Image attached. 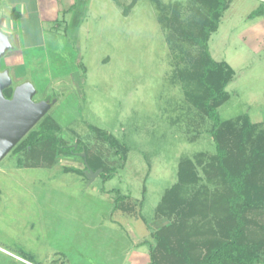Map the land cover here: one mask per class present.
I'll use <instances>...</instances> for the list:
<instances>
[{"label":"rangeland","instance_id":"374dc122","mask_svg":"<svg viewBox=\"0 0 264 264\" xmlns=\"http://www.w3.org/2000/svg\"><path fill=\"white\" fill-rule=\"evenodd\" d=\"M226 1L208 41L211 57L234 71L226 87L229 100L218 116L223 122L246 115L264 133V22L258 17L264 14V0ZM63 3L0 0V30L12 45L0 71L8 72L12 89L29 82L35 102H53L43 121L53 119L69 144L81 140L91 153L101 151L114 176L104 181L63 173L66 165L82 168L78 155L59 157L53 168H18L12 149L0 160V247L11 253L24 248L37 264H47V233L64 230L70 239H84L86 254L95 260L91 263L150 264L153 234L172 221L157 217L156 207L177 183L178 165L186 159L199 178L180 186V195L193 203L187 223L196 225L198 234L192 239L216 237L228 215V186L205 178L203 165L215 154L212 123L189 102L196 91L179 78V72L196 69L199 56L197 47L180 39L179 27L190 31L206 15V6L201 0ZM26 5L30 9L24 11ZM13 8L24 13L15 25ZM93 126L127 151L116 155L90 133ZM111 190L129 197V212L114 210ZM50 219L52 226L46 224ZM70 222L74 232L64 226ZM244 222L247 242L257 247L256 264H264V208L247 212ZM83 227L94 234L84 237ZM71 246L76 244L71 241ZM81 250L74 251L81 256ZM0 264L19 263L0 252Z\"/></svg>","mask_w":264,"mask_h":264},{"label":"trees","instance_id":"16d2710c","mask_svg":"<svg viewBox=\"0 0 264 264\" xmlns=\"http://www.w3.org/2000/svg\"><path fill=\"white\" fill-rule=\"evenodd\" d=\"M201 2L207 8L206 15L200 17L190 31L185 32L184 26L179 27L180 39H185L199 51L195 60L196 69L179 72V78L196 91L188 95L189 102L212 123L210 135L215 154L204 163L203 173L208 181L217 179L228 186L224 197L228 215L219 225L216 237L202 242L192 239L198 234L196 225L187 223L193 203L180 195V186L193 185L199 178L189 159L181 161L177 168V183L165 192L156 207L157 217L172 221L153 234L156 246L149 252V263L256 264L257 247L247 242L244 215L264 208V133H258L257 127L246 115L223 122L218 116V108L229 100L226 87L233 80L234 71L225 62H217L211 57L208 41L217 30L228 3L226 0ZM10 18L17 20L18 13L12 10ZM12 91L11 87L4 90L5 98L10 99ZM43 118L11 151L18 168H49L59 157H81L84 153L82 168L64 166L63 172L84 177L87 169L92 172L100 170L97 176L104 181L114 176L115 169L109 167L108 159L101 151L91 153L81 140L69 144L60 136L62 128L53 119L43 121ZM90 128V133L108 143L116 155L127 151L126 145L118 143L107 131L94 126ZM198 161L201 162L200 159ZM110 192L114 195V210L129 212V205L125 203L129 197L115 190ZM19 254L30 260L24 253Z\"/></svg>","mask_w":264,"mask_h":264},{"label":"water","instance_id":"95a60500","mask_svg":"<svg viewBox=\"0 0 264 264\" xmlns=\"http://www.w3.org/2000/svg\"><path fill=\"white\" fill-rule=\"evenodd\" d=\"M12 48L10 36L0 30V59ZM12 84L7 71H0V160L46 115L53 102H35L34 87L25 82L13 88L10 99L5 98L4 90ZM82 153L81 157H84ZM100 170L87 169L84 175L88 180L97 176Z\"/></svg>","mask_w":264,"mask_h":264},{"label":"crops","instance_id":"0c3cea01","mask_svg":"<svg viewBox=\"0 0 264 264\" xmlns=\"http://www.w3.org/2000/svg\"><path fill=\"white\" fill-rule=\"evenodd\" d=\"M62 1H64V3H66L69 6L74 4V0H62ZM64 7L66 8L65 5H64ZM23 8H24V11L30 9L29 5L23 6ZM13 10H15L18 13V17H19L17 20L13 21V23L15 25L16 23L21 22V21L24 20V13L20 9H17V8H13ZM258 12L260 13V11H258ZM258 17L260 18V21L262 20L264 22V14H260V16H258ZM62 158L65 159V158H68V157H62ZM59 159L60 158H58L57 162L53 166H51L49 168H53V167L59 166V163H58ZM66 166L70 167L68 165H66ZM25 168H30V167H25ZM73 168H75V167H73ZM61 171L63 172L62 169H61ZM63 173H66V172H63ZM67 173H69V172H67ZM70 173H73V172H70ZM47 223H48V226H52L53 225L51 223V219L46 221V224ZM71 225H72V222H70V225L64 224V226H67L66 228H68L67 231H71L72 228H69ZM89 227L90 226H88L87 228H89ZM87 228L83 227L81 229V231L84 233V235H83L84 237L89 236V233H90V235L94 234L93 230L89 229V232H88ZM90 228L93 229V227H90ZM71 232H74V230L71 231ZM70 236H71V234H70ZM70 236L67 235V232H65L64 230H62L61 233L54 232L53 229L49 230V232L47 233V236H46L45 250L48 248L50 250L51 254H48L47 250H46V254H47V257L45 258L46 263L47 264H56V263H53V262L58 261L59 264L60 263H62V264H95V263H91V262H95V260L93 259V256H91L89 254H86V253H89V251L87 249H84V247H83L84 239L83 240H79V241L78 240H73V239H70ZM71 241H73V244H76V246H73V247L71 246V248L68 249L67 246L69 245V242H71ZM75 249H82L81 250L82 255L80 256L77 251H74ZM126 250H128V248ZM0 252L13 257V259L16 262H18L19 264H37L35 256L33 254H31L30 252H26L24 250V248H21V247L18 248V252H17L18 254L17 253H11V252H9V251L1 248V247H0ZM20 252L24 253V255H27L30 258V260L25 258V257H23V256H21L19 254ZM62 254L66 255V256H61ZM74 256L78 257L79 260H74V259H77ZM121 259H122V257H121ZM88 260L90 262H87Z\"/></svg>","mask_w":264,"mask_h":264},{"label":"flooded vegetation","instance_id":"af4514ba","mask_svg":"<svg viewBox=\"0 0 264 264\" xmlns=\"http://www.w3.org/2000/svg\"><path fill=\"white\" fill-rule=\"evenodd\" d=\"M1 59H2V58H1ZM1 59H0V60H1Z\"/></svg>","mask_w":264,"mask_h":264}]
</instances>
